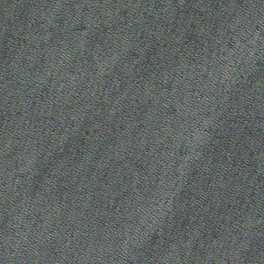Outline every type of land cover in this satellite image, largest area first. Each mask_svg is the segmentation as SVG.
<instances>
[{
	"label": "water",
	"instance_id": "1",
	"mask_svg": "<svg viewBox=\"0 0 264 264\" xmlns=\"http://www.w3.org/2000/svg\"><path fill=\"white\" fill-rule=\"evenodd\" d=\"M264 196V0H0V264H220Z\"/></svg>",
	"mask_w": 264,
	"mask_h": 264
}]
</instances>
